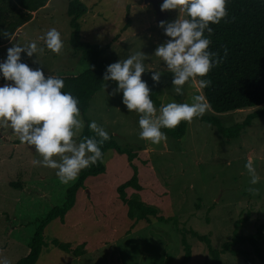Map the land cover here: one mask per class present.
<instances>
[{"label":"rangeland","instance_id":"1","mask_svg":"<svg viewBox=\"0 0 264 264\" xmlns=\"http://www.w3.org/2000/svg\"><path fill=\"white\" fill-rule=\"evenodd\" d=\"M82 1L89 8L79 21L82 39L91 44L111 43L100 58L103 63L108 66L142 51L146 56L142 80L160 92L162 105L191 102L196 94L204 96L198 79L196 84L189 81L183 86V95L174 92L173 74L154 56L157 46L170 38L156 22L152 4H145L144 0ZM67 7L68 0H53L0 47V60L13 44L35 42L36 54L31 58L21 54L22 62L30 68H41L45 75L55 76L85 72L88 62L69 43ZM178 17V10H168L165 23ZM128 18L130 27L123 31ZM180 18L186 15L181 13ZM51 28L60 32L63 41L58 54L48 50L42 39ZM154 71L161 74L158 83L151 79ZM115 88L116 82L105 83L92 98L88 117L109 136L113 135L121 147L133 149L138 155L134 164L139 169L142 190L128 188V198L156 208L160 216L172 221L164 223L151 217L135 223L128 218V208L119 199L117 188L132 177L133 171L126 155L110 150L103 160L105 173L85 181L64 223L55 220L45 229V242L49 245L36 264H180L184 248L175 222L208 236L217 249L235 234H254L264 223V118L253 120L232 140L194 118L180 140L165 134L166 139L152 144L139 138V115L126 109L121 103L122 93H114ZM258 109L218 114L208 105L203 116L218 117L224 128H230ZM79 119L82 127L74 136L76 142L84 127L81 113ZM41 159L32 146L20 143L11 128L0 127V260L7 264H16L27 254L38 222L65 202L67 189L75 182L62 184L55 169L36 163ZM248 160L261 177L257 185L249 184L244 167ZM251 187L258 191H249ZM54 240L70 244L72 250L83 245L82 255L63 252L52 245ZM187 241L192 250L189 264H215L204 243L192 235ZM260 247L264 254V240ZM236 249L251 251L247 245ZM253 258L254 264H264ZM221 260L223 264H244L242 256L229 252L221 254Z\"/></svg>","mask_w":264,"mask_h":264},{"label":"clouds","instance_id":"2","mask_svg":"<svg viewBox=\"0 0 264 264\" xmlns=\"http://www.w3.org/2000/svg\"><path fill=\"white\" fill-rule=\"evenodd\" d=\"M161 11L178 10L179 17L172 22H161L159 27L170 39L155 49L154 56L160 58L173 74V90L183 95V86L191 81L201 89L211 83L205 79L212 68L220 62L218 54L209 50L211 24H218L227 15L226 0H162ZM181 13L186 18L181 19ZM0 37L12 39L5 31ZM44 46L53 53H60L63 41L60 32L49 29L42 37ZM38 51L35 42L25 46L13 44L7 49L6 57L0 60V77L7 83L0 86V127L11 128L20 143L32 146L42 157L36 161L44 167L55 169L62 184H68L79 173L103 159L101 146L109 139L107 131L96 121L88 124L95 133L80 142L74 136L82 127L79 119L78 100L70 92L62 91L61 78L44 74L41 68H30L22 62V53L31 58ZM43 51V49H40ZM145 54L138 51L106 67L104 81L116 82L114 93H122L121 103L139 115V138L152 144L166 139L162 129H174L181 122L191 123L194 118L205 114L208 104L199 94L191 102L175 101L162 105L157 114L150 98V89L142 80L145 73ZM35 62V61H34ZM151 79L159 82L161 74L153 72ZM249 184L257 185L261 177L251 160L244 165ZM249 191L258 189L251 187ZM0 264H7L0 260Z\"/></svg>","mask_w":264,"mask_h":264},{"label":"trees","instance_id":"3","mask_svg":"<svg viewBox=\"0 0 264 264\" xmlns=\"http://www.w3.org/2000/svg\"><path fill=\"white\" fill-rule=\"evenodd\" d=\"M51 1L0 0V31L8 32L13 39L16 32L32 20L33 14ZM88 11V6L82 0H68L67 16L70 19L71 28L69 43L75 52L82 54L85 61L88 62L89 68L77 76L50 75L63 79L65 86L62 91L70 92L79 102L78 107L84 121L79 142L85 137L95 136V133L88 127L91 122L88 110L94 95L101 91L107 82L103 79L107 65L100 58L111 47V43L106 45L91 44L82 39L79 21ZM226 12L227 15L220 23L210 25L213 29L212 33L210 35L205 33L211 40L209 50L218 54L217 59L220 62L205 77L211 81L209 86L201 90L210 109L218 114L251 108L259 109L249 114L241 124L230 128H224L220 119L215 116H201L197 119L217 128L222 136L227 140H232L238 138L253 120L264 118V0H226ZM130 24L131 21L128 18L122 30L126 31ZM12 39L0 37V47ZM45 76L47 77V75ZM5 83L7 81L0 77V86ZM149 89L150 98L155 107L159 109L162 106L158 99L160 92ZM187 124V122H181L174 129L165 128L162 131L167 136L180 140L187 132ZM110 150H114L119 155H126L133 171L132 177L117 188L119 199L128 208V218L135 223L148 221L151 217L164 223L172 221L170 218L160 216L156 208L147 206L139 200L128 198L126 192L128 188L142 190L139 183V169L134 164L138 155L133 149L121 147L111 135L101 146L103 159L83 169L74 184L67 189L65 202L61 206L54 207L38 222L35 234L28 245L27 254L16 264H36L38 262L41 254L49 245L45 242V229L55 220L64 223L66 215L75 206L76 195L80 189L84 188L85 181L89 177L105 173L106 168L103 160ZM175 224L184 248V257L180 264H189L191 261L192 250L187 241L189 235L206 245L215 264H223L221 254L228 252L242 256L244 264H254L253 256L264 263V254L260 247V243L264 240V223L260 224L255 233L249 236L235 234L230 242L223 244L221 249L215 248L208 236L189 230L183 223L175 222ZM52 245L65 253H72L76 257L82 255L83 245L75 250L71 249L70 244L58 240H54ZM245 245L249 246L251 251L236 249Z\"/></svg>","mask_w":264,"mask_h":264},{"label":"water","instance_id":"4","mask_svg":"<svg viewBox=\"0 0 264 264\" xmlns=\"http://www.w3.org/2000/svg\"><path fill=\"white\" fill-rule=\"evenodd\" d=\"M145 4H152L156 11V22L161 23L165 22L168 18V11H161L160 4L162 3V0H144Z\"/></svg>","mask_w":264,"mask_h":264},{"label":"crops","instance_id":"5","mask_svg":"<svg viewBox=\"0 0 264 264\" xmlns=\"http://www.w3.org/2000/svg\"><path fill=\"white\" fill-rule=\"evenodd\" d=\"M52 1H53V0H52ZM52 1H51V2H52ZM51 2H49L44 8H42V9H40L39 11H37L36 13H34V14H33V19H34L36 16H38L37 14H39L40 11H42V10L48 8V5H49ZM31 21H32V20H31ZM28 23H29V22H28ZM28 23H27V24H28Z\"/></svg>","mask_w":264,"mask_h":264}]
</instances>
